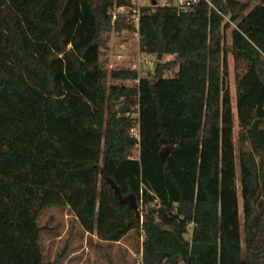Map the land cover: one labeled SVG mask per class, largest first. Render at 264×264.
I'll return each instance as SVG.
<instances>
[{"label":"trees","instance_id":"trees-1","mask_svg":"<svg viewBox=\"0 0 264 264\" xmlns=\"http://www.w3.org/2000/svg\"><path fill=\"white\" fill-rule=\"evenodd\" d=\"M158 1L139 50L173 57L140 75L101 60L132 0H0V264H64L40 246L48 206L99 242L132 232L139 264H242L241 235L264 264V0Z\"/></svg>","mask_w":264,"mask_h":264},{"label":"rangeland","instance_id":"rangeland-1","mask_svg":"<svg viewBox=\"0 0 264 264\" xmlns=\"http://www.w3.org/2000/svg\"><path fill=\"white\" fill-rule=\"evenodd\" d=\"M260 0H249V6L258 3ZM159 4L162 0L158 1ZM143 3H147L144 0ZM229 29L226 31L228 40ZM109 37L106 47L103 48L101 60L104 61L105 67L108 69L118 66L130 65L138 60L137 49L138 43L134 33L129 39L120 41L113 31L107 32ZM138 56V57H137ZM154 65L147 66L141 62L140 75L152 71L158 61H165L173 57V55H163L157 58L154 54L147 55ZM176 71V67L165 71V76H172ZM226 82L231 93V104L233 116L235 117V89H234V68L233 60L230 53L227 54V76ZM237 125L233 127V137L235 151L237 146L236 132ZM135 153V151H133ZM237 162V159H236ZM238 171V165L236 164ZM238 184V179H237ZM239 193V192H238ZM240 195V194H239ZM38 224L42 227L40 232V246L44 259H52L58 252L64 250V264H139L140 254L135 252L133 246L135 244V236L129 232L122 239L113 243L99 242L96 235L83 232L76 219L66 208L58 206L45 207L39 217ZM241 253L242 264H245V252L243 235H241ZM180 264H186L181 262Z\"/></svg>","mask_w":264,"mask_h":264},{"label":"built area","instance_id":"built-area-1","mask_svg":"<svg viewBox=\"0 0 264 264\" xmlns=\"http://www.w3.org/2000/svg\"><path fill=\"white\" fill-rule=\"evenodd\" d=\"M144 0H132L131 5H126V6H118V7H114V9L112 10V20L115 19L116 17V13H125V12H129V19L131 21V23L134 26V35L136 37L137 43H138V25H139V9H140V5L144 4L143 3ZM198 0H162V4H171L174 5L178 10H187L189 8H191L195 3H197ZM138 55L140 57H138V60L136 58V61L133 62L130 65H127L128 67H130L133 70L136 71H140V64L141 62L145 63L147 66L149 67H153L154 63L148 59L147 54L141 52L139 50V45H138V49H137ZM129 133L134 136L137 140L139 139V132H138V127L137 126H133L130 128Z\"/></svg>","mask_w":264,"mask_h":264},{"label":"water","instance_id":"water-1","mask_svg":"<svg viewBox=\"0 0 264 264\" xmlns=\"http://www.w3.org/2000/svg\"><path fill=\"white\" fill-rule=\"evenodd\" d=\"M152 3L155 4V1H153Z\"/></svg>","mask_w":264,"mask_h":264},{"label":"crops","instance_id":"crops-1","mask_svg":"<svg viewBox=\"0 0 264 264\" xmlns=\"http://www.w3.org/2000/svg\"><path fill=\"white\" fill-rule=\"evenodd\" d=\"M87 233V232H86Z\"/></svg>","mask_w":264,"mask_h":264}]
</instances>
